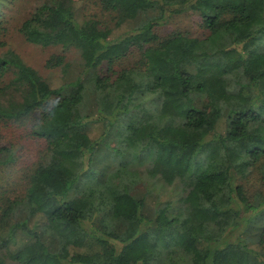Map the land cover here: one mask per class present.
I'll list each match as a JSON object with an SVG mask.
<instances>
[{"label":"trees","instance_id":"1","mask_svg":"<svg viewBox=\"0 0 264 264\" xmlns=\"http://www.w3.org/2000/svg\"><path fill=\"white\" fill-rule=\"evenodd\" d=\"M190 10L206 37L160 39ZM19 30L78 49L85 79L55 86L0 54V132L31 121L46 141L25 193L0 200V264H264V0H41ZM103 147L121 160L96 177ZM14 161L0 144V167Z\"/></svg>","mask_w":264,"mask_h":264},{"label":"rangeland","instance_id":"2","mask_svg":"<svg viewBox=\"0 0 264 264\" xmlns=\"http://www.w3.org/2000/svg\"><path fill=\"white\" fill-rule=\"evenodd\" d=\"M40 1L0 0V54L9 48L15 50L27 64L33 66L44 78L53 80L55 86L62 82L65 84L73 82L77 78L85 79V71L78 49L71 48L63 51L61 46H43L28 41L20 32L19 27L22 21L28 17ZM76 5L78 14L94 15L103 24L113 25L114 18L112 14L102 10L99 5L91 1H79ZM176 32L198 38H204L209 33L201 16L191 10L174 15L167 24L156 27V33L160 39ZM62 53H64L66 61L64 67H48L46 65L50 56ZM139 59L140 51L132 48L117 61L115 68L121 69L135 65ZM98 72L101 75L111 74L106 64L99 66ZM30 124L31 121L21 124L1 122L0 144L11 147L14 151L15 161L7 167H0V200L2 198H16L25 193L29 182V172L37 163L45 148V139L35 137L31 133ZM91 134L92 136L98 135V125L92 127ZM111 145H114L112 141ZM120 160V157L116 158L106 147H103V152L95 160L94 168L98 169L96 177L116 169ZM174 196L176 198L180 197V192L174 194ZM260 217L259 224H262L264 222V212ZM238 233L240 232L238 231Z\"/></svg>","mask_w":264,"mask_h":264}]
</instances>
